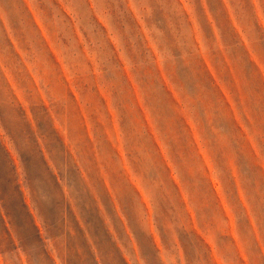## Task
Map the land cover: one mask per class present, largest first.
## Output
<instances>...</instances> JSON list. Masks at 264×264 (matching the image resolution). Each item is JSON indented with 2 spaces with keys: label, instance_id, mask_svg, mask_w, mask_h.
Masks as SVG:
<instances>
[{
  "label": "rangeland",
  "instance_id": "obj_1",
  "mask_svg": "<svg viewBox=\"0 0 264 264\" xmlns=\"http://www.w3.org/2000/svg\"><path fill=\"white\" fill-rule=\"evenodd\" d=\"M0 134L57 264H264V0H0Z\"/></svg>",
  "mask_w": 264,
  "mask_h": 264
},
{
  "label": "trees",
  "instance_id": "obj_2",
  "mask_svg": "<svg viewBox=\"0 0 264 264\" xmlns=\"http://www.w3.org/2000/svg\"><path fill=\"white\" fill-rule=\"evenodd\" d=\"M0 166H1L0 204L3 209V211L2 209H0V219L4 224L5 231L8 234V238L12 246V248L7 247L8 249H2V243H0V254L4 257L5 261L8 260V257H11L14 254L21 264H23V260H22L23 256H26L28 258V262H30L31 254H34L37 257H44L48 262H50V264H57L55 259H53L51 254L49 253L46 244L44 242V239L41 235L40 229L36 223L35 216L33 215L30 208L28 207V204L26 203L25 196L23 194L19 181L16 177V169L13 159L9 151L6 149L5 145L2 142L1 134H0ZM50 174L52 177H54L56 181H58V178L53 173L50 172ZM33 198L38 205V200L34 194H33ZM67 210L68 213L70 214L71 212L74 213L73 210L71 209V204L67 205ZM97 211L99 214L100 209H98ZM5 217L8 218L10 225L12 227L13 226L15 227V230L18 231L16 226L19 228L18 231L19 233L17 234V239L19 242L18 244L16 243V240L13 238L11 231L7 227ZM74 218L77 221V224L81 226L75 214H74ZM82 219L84 225L86 226L87 230L91 233L93 239L92 243L89 244L87 243V241H85V243H86V247L90 249L92 253V259L94 264H108V262L113 261L116 256H118L120 264H130L127 261L123 251L121 250L118 241L115 239L114 234H112L110 232L109 227L106 226V220L99 217V215L98 218L89 217L85 219L84 217H82ZM118 219L122 224V229L126 237L132 243V237L128 233L126 225L123 223L120 216H118ZM56 221L57 219H55V221H49V219L45 218L44 220L46 226L53 229L59 226L58 223H56ZM159 228L161 229L160 226ZM100 229L104 230V232H106V234H108L110 237L107 251H103L100 245L99 240L102 238ZM20 230H21V234L23 235V239L20 236ZM80 231L82 237H84L86 235L84 229H81ZM133 233L136 238L137 244L140 248V251L143 255L146 254L147 244L150 245L155 252H159L154 236L152 234L148 235L149 243H147L135 230H133ZM101 242L105 243L104 240H101ZM133 251L135 253L134 246H133ZM7 253H9L8 256L6 255Z\"/></svg>",
  "mask_w": 264,
  "mask_h": 264
}]
</instances>
